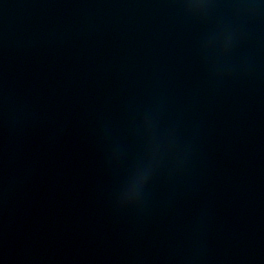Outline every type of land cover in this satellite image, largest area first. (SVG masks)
I'll return each mask as SVG.
<instances>
[{
    "label": "water",
    "instance_id": "1",
    "mask_svg": "<svg viewBox=\"0 0 264 264\" xmlns=\"http://www.w3.org/2000/svg\"><path fill=\"white\" fill-rule=\"evenodd\" d=\"M0 264H264V0H0Z\"/></svg>",
    "mask_w": 264,
    "mask_h": 264
}]
</instances>
